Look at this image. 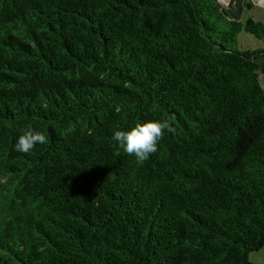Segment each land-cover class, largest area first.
<instances>
[{
    "label": "trees",
    "instance_id": "trees-1",
    "mask_svg": "<svg viewBox=\"0 0 264 264\" xmlns=\"http://www.w3.org/2000/svg\"><path fill=\"white\" fill-rule=\"evenodd\" d=\"M251 0H0V264H254L264 45ZM47 103V107L42 105ZM175 114L142 165L116 130ZM48 143L29 154L24 130Z\"/></svg>",
    "mask_w": 264,
    "mask_h": 264
},
{
    "label": "clouds",
    "instance_id": "clouds-1",
    "mask_svg": "<svg viewBox=\"0 0 264 264\" xmlns=\"http://www.w3.org/2000/svg\"><path fill=\"white\" fill-rule=\"evenodd\" d=\"M42 106L47 107V103ZM175 121V114H170L163 119L137 123L129 130L114 131L112 140L117 145L114 155L120 156L123 150L127 155L135 156L136 162L142 165L158 151V144L164 139L165 132L175 133ZM47 143L48 137L42 131L28 128L18 137L14 147L17 152L29 154L38 144Z\"/></svg>",
    "mask_w": 264,
    "mask_h": 264
},
{
    "label": "rangeland",
    "instance_id": "rangeland-1",
    "mask_svg": "<svg viewBox=\"0 0 264 264\" xmlns=\"http://www.w3.org/2000/svg\"><path fill=\"white\" fill-rule=\"evenodd\" d=\"M221 4H227L228 0H218ZM253 5L251 8H244L242 19L253 17L255 20L264 23V1L251 0ZM260 2V3H259ZM264 45L263 40L242 30L237 37L236 48L239 50L254 49ZM259 82L264 89V72L259 74ZM249 261L254 264H264V246L257 251L249 254Z\"/></svg>",
    "mask_w": 264,
    "mask_h": 264
},
{
    "label": "built area",
    "instance_id": "built-area-1",
    "mask_svg": "<svg viewBox=\"0 0 264 264\" xmlns=\"http://www.w3.org/2000/svg\"><path fill=\"white\" fill-rule=\"evenodd\" d=\"M259 1H262V2H263L264 0H259ZM259 3H260V2H259ZM262 5H264V4H262Z\"/></svg>",
    "mask_w": 264,
    "mask_h": 264
},
{
    "label": "water",
    "instance_id": "water-1",
    "mask_svg": "<svg viewBox=\"0 0 264 264\" xmlns=\"http://www.w3.org/2000/svg\"><path fill=\"white\" fill-rule=\"evenodd\" d=\"M219 2V1H218ZM228 2H229V0H228Z\"/></svg>",
    "mask_w": 264,
    "mask_h": 264
}]
</instances>
